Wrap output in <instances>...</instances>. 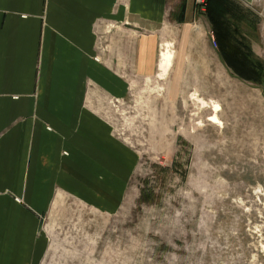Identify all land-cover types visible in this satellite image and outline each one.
Wrapping results in <instances>:
<instances>
[{"label": "rangeland", "instance_id": "1", "mask_svg": "<svg viewBox=\"0 0 264 264\" xmlns=\"http://www.w3.org/2000/svg\"><path fill=\"white\" fill-rule=\"evenodd\" d=\"M226 1L237 71L205 6L195 36L170 22L169 76L130 77L124 96L94 103L109 130L87 190L118 202L57 194L38 264H264V0Z\"/></svg>", "mask_w": 264, "mask_h": 264}, {"label": "crops", "instance_id": "2", "mask_svg": "<svg viewBox=\"0 0 264 264\" xmlns=\"http://www.w3.org/2000/svg\"><path fill=\"white\" fill-rule=\"evenodd\" d=\"M198 16L195 0H0V264L41 261L57 194L118 202L87 190L109 130L94 103L157 75L170 22L195 36Z\"/></svg>", "mask_w": 264, "mask_h": 264}, {"label": "trees", "instance_id": "3", "mask_svg": "<svg viewBox=\"0 0 264 264\" xmlns=\"http://www.w3.org/2000/svg\"><path fill=\"white\" fill-rule=\"evenodd\" d=\"M226 2V0H206L204 14L214 31L215 41L219 47V55L230 69L233 68L237 71L236 66H240L238 65L240 63L238 55L241 53L236 51L237 48L233 43L231 34L227 30L226 21L222 16V13L227 7ZM184 10L185 4L183 3L180 8V16L177 17L179 21H183L182 14L184 13Z\"/></svg>", "mask_w": 264, "mask_h": 264}, {"label": "bare ground", "instance_id": "4", "mask_svg": "<svg viewBox=\"0 0 264 264\" xmlns=\"http://www.w3.org/2000/svg\"><path fill=\"white\" fill-rule=\"evenodd\" d=\"M172 57H173V52L169 48V44H162L161 53L159 56L158 72L156 75L158 79L164 80L166 78V75L168 74V71L172 65ZM216 108H217V105H214V109ZM208 120L215 122V123L220 122L216 114L211 115Z\"/></svg>", "mask_w": 264, "mask_h": 264}, {"label": "built area", "instance_id": "5", "mask_svg": "<svg viewBox=\"0 0 264 264\" xmlns=\"http://www.w3.org/2000/svg\"><path fill=\"white\" fill-rule=\"evenodd\" d=\"M196 4L201 6V9L205 6V0H195ZM214 41V39H213ZM215 44V42H214Z\"/></svg>", "mask_w": 264, "mask_h": 264}]
</instances>
